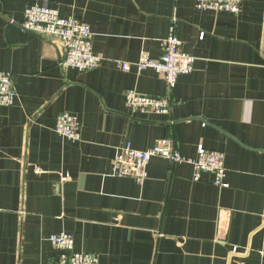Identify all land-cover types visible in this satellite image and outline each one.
Here are the masks:
<instances>
[{"label":"crops","instance_id":"obj_1","mask_svg":"<svg viewBox=\"0 0 264 264\" xmlns=\"http://www.w3.org/2000/svg\"><path fill=\"white\" fill-rule=\"evenodd\" d=\"M35 2L87 22L102 63L62 68L63 43L21 27ZM171 27L196 59L173 88L152 69H122L159 58ZM0 70L18 93L0 105V264H50L48 238L63 232L100 264H264V0L238 13L194 0H0ZM129 89L168 98L170 112H133ZM65 111L79 141L55 131ZM160 138L186 157L200 144L224 152L228 186L161 157L143 185L113 174L126 141L146 150Z\"/></svg>","mask_w":264,"mask_h":264},{"label":"built area","instance_id":"obj_2","mask_svg":"<svg viewBox=\"0 0 264 264\" xmlns=\"http://www.w3.org/2000/svg\"><path fill=\"white\" fill-rule=\"evenodd\" d=\"M200 10L211 9L238 13L242 0H194ZM21 27L50 40H60L66 50L61 60L62 68L74 67L81 71L98 67L103 58L93 52L94 32L91 26L76 16H62L56 8L45 3H31L24 12ZM195 57L182 48L181 40L176 36L174 27L163 41V51L159 58H153L147 53L141 54L138 60L120 62L123 70L132 67L139 72L152 69L162 76L168 86L173 88L181 75L189 74L194 67ZM17 91L13 83L12 74L0 70V105L12 106L17 98ZM126 105L133 112L153 113L165 115L170 112L171 102L168 98H152L136 90H126ZM81 123L79 118L68 111L57 118L55 131L62 137L72 141L81 139ZM153 157H161L170 162L188 163L193 166V180L199 181L203 172H212L214 185L227 187L226 155L218 150L206 149L198 146L196 157L183 156L176 148L171 138H160L155 144L146 149L135 148L130 141L119 147L113 160V174L119 177L133 178L139 185H143L148 178V165ZM264 226V212L262 214ZM49 241L58 252L57 257L50 264H100L98 254L75 249V239L72 234H52Z\"/></svg>","mask_w":264,"mask_h":264}]
</instances>
